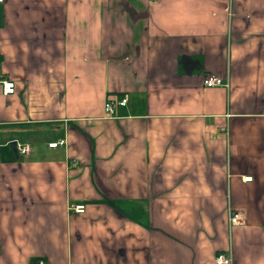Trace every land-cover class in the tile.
<instances>
[{
	"label": "crops",
	"instance_id": "1",
	"mask_svg": "<svg viewBox=\"0 0 264 264\" xmlns=\"http://www.w3.org/2000/svg\"><path fill=\"white\" fill-rule=\"evenodd\" d=\"M0 157V264H264V0H3Z\"/></svg>",
	"mask_w": 264,
	"mask_h": 264
},
{
	"label": "built area",
	"instance_id": "2",
	"mask_svg": "<svg viewBox=\"0 0 264 264\" xmlns=\"http://www.w3.org/2000/svg\"><path fill=\"white\" fill-rule=\"evenodd\" d=\"M3 0H0L2 2ZM203 83L206 87H213L217 85H225L223 79L219 78L213 74H207L203 79ZM2 84V92L4 94H11L14 92V83L9 79L1 80ZM227 85V84H226ZM128 101V95L122 94L121 96H116L114 98H107L103 103V110L105 114L112 115L115 112L117 106H125ZM66 143L64 138L58 139L56 141H52L48 143L49 147H55L59 145H64ZM17 152L20 154H27L30 151V147L26 143H22L16 146ZM1 160V157H0ZM244 180H250V177H245ZM72 209L75 212H83L85 210L84 204H75L72 206ZM242 221L241 211L239 210H230L229 211V223L231 225L239 224ZM214 261L217 264H227L229 259L222 253H218L214 257ZM42 264V262H39Z\"/></svg>",
	"mask_w": 264,
	"mask_h": 264
},
{
	"label": "water",
	"instance_id": "3",
	"mask_svg": "<svg viewBox=\"0 0 264 264\" xmlns=\"http://www.w3.org/2000/svg\"><path fill=\"white\" fill-rule=\"evenodd\" d=\"M9 145L12 147L14 153L17 155L16 142L15 141H11L9 143Z\"/></svg>",
	"mask_w": 264,
	"mask_h": 264
}]
</instances>
